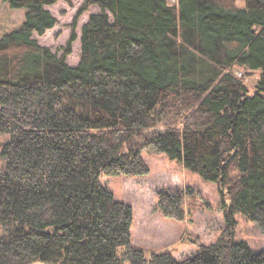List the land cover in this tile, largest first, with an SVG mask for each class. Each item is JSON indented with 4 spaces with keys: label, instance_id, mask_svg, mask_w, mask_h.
<instances>
[{
    "label": "trees",
    "instance_id": "1",
    "mask_svg": "<svg viewBox=\"0 0 264 264\" xmlns=\"http://www.w3.org/2000/svg\"><path fill=\"white\" fill-rule=\"evenodd\" d=\"M4 1L26 13L0 38V264H264L233 240L237 213L264 233V0H84L60 57L33 36L70 0ZM235 67L260 71L252 96ZM142 151L224 189L216 241L183 259L132 243V207L98 178L147 175ZM192 192L160 189V215L185 221Z\"/></svg>",
    "mask_w": 264,
    "mask_h": 264
},
{
    "label": "rangeland",
    "instance_id": "2",
    "mask_svg": "<svg viewBox=\"0 0 264 264\" xmlns=\"http://www.w3.org/2000/svg\"><path fill=\"white\" fill-rule=\"evenodd\" d=\"M176 5L177 0H168ZM84 0L59 1L48 8L56 18L54 28L44 35L34 34L33 38L41 46L48 47L51 52L61 56L69 42L72 24ZM238 7L244 1H237ZM91 6L76 21V40L71 43V53L66 56V63L75 66L80 58V30L88 16L98 12ZM25 9L11 8L4 0H0V38L17 30L25 19ZM235 76L243 79L248 95L255 93V85L259 81L260 71H250L235 67ZM12 139L11 135H0V170L4 166L1 150L5 143ZM141 156L149 168V173L141 177H129L123 174L106 175L101 173L98 184L106 187L115 200L129 204L133 209L131 239L135 246L143 247L149 255L152 252H171L178 259L192 256L196 248L190 244L191 239H198L203 244L213 243L223 233L225 224L221 209V192L224 189L213 182L202 179L182 167L177 161L169 159L162 153L142 151ZM190 187L192 194L185 195V221L176 222L160 215L156 208V195L162 188L184 189ZM236 227L233 240L244 241L258 253L264 249V233L257 224L237 213L234 217ZM4 234L0 224V236ZM32 264H49L34 262ZM124 264H129L125 262Z\"/></svg>",
    "mask_w": 264,
    "mask_h": 264
}]
</instances>
